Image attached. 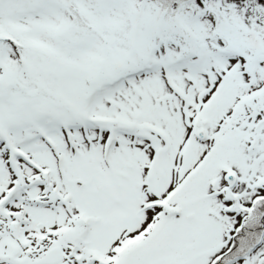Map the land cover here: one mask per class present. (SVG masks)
Wrapping results in <instances>:
<instances>
[{"label": "snow or ice", "instance_id": "1", "mask_svg": "<svg viewBox=\"0 0 264 264\" xmlns=\"http://www.w3.org/2000/svg\"><path fill=\"white\" fill-rule=\"evenodd\" d=\"M0 264H264V0H0Z\"/></svg>", "mask_w": 264, "mask_h": 264}]
</instances>
